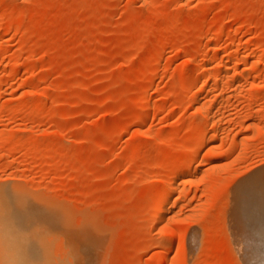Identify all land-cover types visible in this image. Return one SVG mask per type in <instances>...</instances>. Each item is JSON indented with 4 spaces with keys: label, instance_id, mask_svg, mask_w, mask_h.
I'll list each match as a JSON object with an SVG mask.
<instances>
[{
    "label": "rangeland",
    "instance_id": "1",
    "mask_svg": "<svg viewBox=\"0 0 264 264\" xmlns=\"http://www.w3.org/2000/svg\"><path fill=\"white\" fill-rule=\"evenodd\" d=\"M263 165L264 0H0V190L52 264H245L228 215ZM190 167L164 227L151 191Z\"/></svg>",
    "mask_w": 264,
    "mask_h": 264
},
{
    "label": "bare ground",
    "instance_id": "2",
    "mask_svg": "<svg viewBox=\"0 0 264 264\" xmlns=\"http://www.w3.org/2000/svg\"><path fill=\"white\" fill-rule=\"evenodd\" d=\"M201 66L202 63L198 59H196L194 61L192 73L198 71L201 68ZM242 74L243 72H241V75ZM194 90L195 89H192L191 92L193 95L195 94V92H197ZM150 93L151 91L147 90L143 98L144 99L148 98L150 96ZM145 112L143 114L144 116L147 114V110ZM138 120L139 119H136L135 122ZM204 137L197 138V141L201 145V148L207 142L211 143L210 141L211 138L210 140H208L207 138ZM186 144H188V142H185L184 145ZM188 150L189 148L186 151L189 152ZM190 150H191L190 152L191 154L192 149ZM192 154L193 156L195 155L194 153ZM160 156L161 153L156 158ZM193 156L188 157V159L186 157L185 161L188 162L189 158L192 159ZM193 158H195V156ZM191 168L192 167H190L188 171L186 170V172L185 170H182L181 172L179 171L180 173L174 175L175 177H172L173 174L170 173L165 175L164 178L158 181L160 182L158 188L157 189L155 188L156 190L153 189L154 191H151L152 193L150 192L151 197L150 196L149 197L152 198V200L153 199L156 200V209H157L156 212L159 213L160 216L159 220L161 221L160 223H162L164 227L168 224V221H170L169 220L170 217H172L171 216L172 210L167 205V203H169L168 200L171 196L174 198L173 200H175V202H177L176 200L181 198V195L183 194V185L188 178L187 173L190 172L192 173V171L195 172L198 169V167L195 168V170H192ZM255 172L256 171H254V173ZM254 173H252L251 177L250 176L246 177V180L244 181L242 180L243 182L240 181L241 183L239 182L240 183L239 186L238 187L236 186L237 188L235 189V191H233L232 194L233 205H231L232 212L230 211L231 214L229 213L230 216L228 215L229 218H232V227L230 225L228 226H230L229 227L230 229L233 228L234 230L238 248L245 249V253H244L245 255L244 257L242 256L244 258L245 264H264V177H261V175H257L256 173L255 175ZM263 174L264 173L262 172V176H264ZM8 185L9 184H7V186ZM26 195L23 194L21 190L19 191L17 187L5 186V188L0 190V264H52L48 259V255L46 254V250H45L46 244L45 246H43L44 243L42 245L41 239L39 238L41 237L39 236L40 233H42L40 226H42L43 224L41 225L38 224L39 230L41 231L38 232L39 230L38 229L36 230L37 228L36 224L40 220L39 221L36 220V218L33 215V213L36 211L32 213L33 209L31 210V207L28 204L24 203L26 199L24 201L23 199L28 198ZM147 202L150 203L149 201ZM37 203L38 202H36V205ZM34 208H36V206ZM156 209H154V211ZM43 213L44 214L42 217H40V219L46 217L44 216L46 215L45 211ZM42 220L45 221L44 219ZM47 223L48 222H46V224ZM228 223H230V221ZM44 237L45 236H43L42 239ZM195 240L196 238L193 239V242ZM48 252L50 251H47V253Z\"/></svg>",
    "mask_w": 264,
    "mask_h": 264
}]
</instances>
